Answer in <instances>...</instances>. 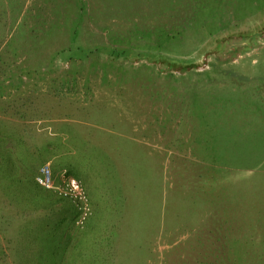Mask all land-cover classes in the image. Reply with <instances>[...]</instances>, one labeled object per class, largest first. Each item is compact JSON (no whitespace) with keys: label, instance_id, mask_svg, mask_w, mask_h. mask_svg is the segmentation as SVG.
<instances>
[{"label":"rangeland","instance_id":"1","mask_svg":"<svg viewBox=\"0 0 264 264\" xmlns=\"http://www.w3.org/2000/svg\"><path fill=\"white\" fill-rule=\"evenodd\" d=\"M0 264H264V0H0Z\"/></svg>","mask_w":264,"mask_h":264},{"label":"crops","instance_id":"2","mask_svg":"<svg viewBox=\"0 0 264 264\" xmlns=\"http://www.w3.org/2000/svg\"><path fill=\"white\" fill-rule=\"evenodd\" d=\"M128 139H129V142H132V144L134 143V145L137 142L139 143L141 142L140 140H137L135 135H132V137L129 136ZM105 143L111 144V142H109V139H105ZM107 155L112 159V153H108ZM17 156L19 155L17 154ZM134 158H135L134 155L132 157L129 156L128 160L130 161V163L134 160ZM17 159L19 160L20 157H17ZM51 162L53 164V168L54 169L57 168V165L54 159L51 160ZM74 174H75L74 176H76L77 178H81L86 184V188L90 194V197L93 202L94 210H95L94 219H96V221L89 223V225L83 232L79 233L80 239H83L84 241H87V242L90 241L89 239H95L97 241L99 240L102 241L106 237L105 232L106 231L112 232L110 229H114V228H108L109 225H105V223L102 222L105 220V215L108 216V219H111V215L115 216L116 213H112V211L110 210H129V208L131 207L130 205H131L132 197L129 195V193L128 194L126 193V185L124 182L120 180H113L111 178L108 180L106 179L100 180L99 177L94 178L93 180H90L86 178L85 176H83L82 172L81 174H76V173ZM34 184H37L36 180H34ZM37 187L40 188L42 186L37 184ZM47 192H48V195L50 196L51 192H49V190H46L45 193ZM61 205L62 204H60V202H57V199L54 197V201L51 202L50 200V202H48V204H46V206L45 207L43 206L42 208L45 210H52V208L54 209L59 208ZM69 207H70L69 210H73L71 205H69ZM99 210H100V213H99ZM84 233H85V236H84Z\"/></svg>","mask_w":264,"mask_h":264},{"label":"built area","instance_id":"3","mask_svg":"<svg viewBox=\"0 0 264 264\" xmlns=\"http://www.w3.org/2000/svg\"><path fill=\"white\" fill-rule=\"evenodd\" d=\"M37 183L71 200L80 210H88L89 198L83 182L64 174L58 181L49 163L43 164L36 176Z\"/></svg>","mask_w":264,"mask_h":264}]
</instances>
